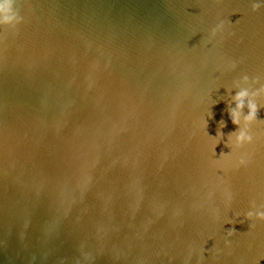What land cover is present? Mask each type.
<instances>
[{"label":"water","instance_id":"obj_1","mask_svg":"<svg viewBox=\"0 0 264 264\" xmlns=\"http://www.w3.org/2000/svg\"><path fill=\"white\" fill-rule=\"evenodd\" d=\"M15 6L24 22L0 28V264H185L190 251L197 264L202 247L201 264H264V222L249 231L243 217L264 203V124L251 126L253 144L226 146L238 130L226 88L241 74L258 81L252 90L264 85V8ZM220 20L223 39L207 43ZM241 155L249 163L236 168Z\"/></svg>","mask_w":264,"mask_h":264},{"label":"clouds","instance_id":"obj_2","mask_svg":"<svg viewBox=\"0 0 264 264\" xmlns=\"http://www.w3.org/2000/svg\"><path fill=\"white\" fill-rule=\"evenodd\" d=\"M251 3V10L253 12L259 11L261 8H264V0H249ZM16 0H0V28L7 27L11 29L13 33L17 30L18 26L24 22V17L20 15L19 9L15 6ZM233 13L232 15H234ZM238 20L235 22L237 23ZM228 25H232L233 23L228 20ZM229 28L226 26L225 21L220 20L216 25L211 29L209 34V40L207 43H211L218 36L220 39H223V34L225 30ZM231 34V33H229ZM219 43V41H217ZM238 62L228 60L226 62V68L229 71H235L237 69ZM250 83L255 84L258 83L256 80H251L247 74H241L237 80L233 81L232 87L226 88L228 94L231 96V101L227 105V112L231 123L237 126V131L230 133L227 136L226 146L229 147L232 151L233 148L241 149L245 145H251L254 142V135L251 131V126L254 124H264V120H259L257 117V113L260 108H264V85H261L258 88L252 90L249 85ZM93 86V82L89 80V87ZM233 89H235V95H231ZM217 103V101H213V104ZM234 105V107H233ZM246 110V111H245ZM208 117H212V113L208 112ZM204 131L207 128V122L203 119ZM226 127L225 121L220 120L218 122L217 133L215 139H217V145L223 139V133L221 129ZM206 132V131H205ZM208 135V133L206 132ZM209 136V135H208ZM211 137V136H210ZM213 138V137H212ZM216 145V146H217ZM231 151L226 154L229 155ZM225 155V154H223ZM249 163V159L246 155H241L235 161L234 167H246ZM211 197V193L209 194ZM233 200V194L231 191L227 192L225 197V207H230ZM177 216L182 214V210L177 209ZM218 216V214H217ZM241 216L240 213H236L235 217ZM243 217L249 221V231L253 230L256 226L255 222H264V203H261L257 206L255 200L250 202L249 210L243 213ZM243 223V221H240ZM225 224H233L231 220L227 221ZM235 234L234 229H230L226 232V245L228 242V238L232 237ZM211 239V238H209ZM207 243V242H206ZM85 245L81 243L80 251L85 261H90L91 257L89 254L83 251ZM214 247V246H213ZM205 252V248H201L200 250V259L197 260V264H201L203 254ZM192 261V253L189 252L188 259L185 261V264H191Z\"/></svg>","mask_w":264,"mask_h":264}]
</instances>
